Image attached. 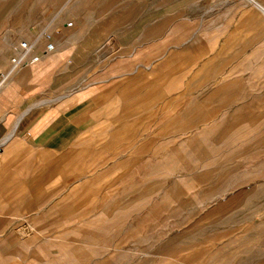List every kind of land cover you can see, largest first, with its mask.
Wrapping results in <instances>:
<instances>
[{
	"label": "crops",
	"instance_id": "crops-1",
	"mask_svg": "<svg viewBox=\"0 0 264 264\" xmlns=\"http://www.w3.org/2000/svg\"><path fill=\"white\" fill-rule=\"evenodd\" d=\"M248 16L264 0H0L2 264L93 213L114 150L183 111L182 73L223 76Z\"/></svg>",
	"mask_w": 264,
	"mask_h": 264
},
{
	"label": "rangeland",
	"instance_id": "rangeland-1",
	"mask_svg": "<svg viewBox=\"0 0 264 264\" xmlns=\"http://www.w3.org/2000/svg\"><path fill=\"white\" fill-rule=\"evenodd\" d=\"M248 17L223 76L182 73L183 111L114 150L107 194L37 235L31 264H264V19Z\"/></svg>",
	"mask_w": 264,
	"mask_h": 264
},
{
	"label": "built area",
	"instance_id": "built-area-1",
	"mask_svg": "<svg viewBox=\"0 0 264 264\" xmlns=\"http://www.w3.org/2000/svg\"><path fill=\"white\" fill-rule=\"evenodd\" d=\"M19 47H20V49L22 50V52L23 53H25L26 51H28L29 50V47H27V45H26V43L25 42H21L20 44H19ZM18 58L17 59H11V61H10V63L13 65V66H16L17 65V63H18ZM4 77H5V73L4 72H0V87H1V85H2V82L4 81L3 79H4Z\"/></svg>",
	"mask_w": 264,
	"mask_h": 264
}]
</instances>
